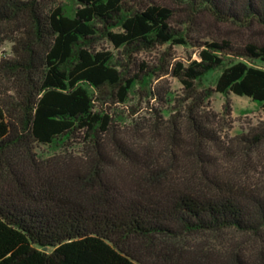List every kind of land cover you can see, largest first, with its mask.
Returning <instances> with one entry per match:
<instances>
[{
	"label": "trees",
	"instance_id": "obj_1",
	"mask_svg": "<svg viewBox=\"0 0 264 264\" xmlns=\"http://www.w3.org/2000/svg\"><path fill=\"white\" fill-rule=\"evenodd\" d=\"M176 1L223 21L264 23V0ZM172 13L155 2L0 0V45L9 40L13 54L0 58V264H264V163L254 180L219 173L208 159L209 169L196 177L202 186L181 182L158 169L162 154L150 144L122 143L111 113L90 91L123 103L139 83L156 97L153 69L141 65L130 75L95 43L107 39L128 59L166 42L185 44L186 34L170 25ZM197 46V59L176 61L170 72L188 92L201 147L216 141L207 115L197 114L212 91L245 95L264 113V67L254 64L264 63V43ZM217 68L213 88L197 91ZM77 137L82 156L35 151ZM238 138L259 144L264 126ZM110 145L133 167L129 175L116 172ZM226 230L248 239L178 241L183 233Z\"/></svg>",
	"mask_w": 264,
	"mask_h": 264
},
{
	"label": "rangeland",
	"instance_id": "obj_2",
	"mask_svg": "<svg viewBox=\"0 0 264 264\" xmlns=\"http://www.w3.org/2000/svg\"><path fill=\"white\" fill-rule=\"evenodd\" d=\"M126 1L139 6L155 2L171 7L173 13L170 25L184 32L188 38L185 44L166 42L151 49L141 50L134 53L130 59L120 48H114L107 39L97 40L95 48L110 50L114 60L123 65L122 68L130 75L136 73L141 65L153 69L156 73L149 82L156 97L147 95L139 83H135L123 103L90 89L96 98V104L108 110L115 120L114 135L120 138L122 143L133 147L150 144L154 153L162 154L158 169L180 178L181 182L187 181L192 185L202 186L196 177L201 175L203 169H209L205 162L208 159L214 162V170L226 176L261 180L264 138L254 146H249L238 138L240 134L250 135L264 126L261 107L245 95L232 92L224 95L212 91L208 98H203V107L197 114L207 115V127L212 129L216 141L203 143V146H208L206 149L203 146L198 147L187 112L190 102L188 92L170 71L176 61L187 64L192 59H197V43L202 41L227 39L233 45L245 42L264 43V23L255 20H219L207 10H193L176 0ZM11 46L9 40L2 42L0 58L13 55ZM254 64L264 67V63L258 59L254 60ZM219 72V68L209 72L197 85V91L204 92L206 87L213 88ZM174 140L180 145L172 143ZM85 148L77 137L58 146L37 144L35 151L42 158L58 159L67 155L82 156ZM109 153L116 172L125 176L132 172L133 167L128 165L118 148L110 145ZM187 177L190 179L186 180ZM227 237H235L241 241L248 239V236L226 230L220 233H183L178 237V241L189 246L218 245V242Z\"/></svg>",
	"mask_w": 264,
	"mask_h": 264
}]
</instances>
